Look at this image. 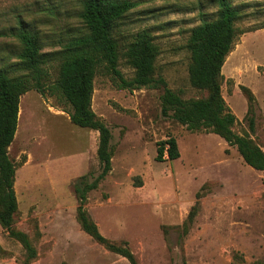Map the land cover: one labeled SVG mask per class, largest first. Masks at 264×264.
I'll use <instances>...</instances> for the list:
<instances>
[{"label":"rangeland","instance_id":"1","mask_svg":"<svg viewBox=\"0 0 264 264\" xmlns=\"http://www.w3.org/2000/svg\"><path fill=\"white\" fill-rule=\"evenodd\" d=\"M131 1L134 9L113 31L123 76H133L123 53L145 30L158 48L154 78H163L183 100L206 97V90L190 86L185 46L190 29L200 23L198 3L206 14L216 8L208 0ZM233 3L242 6L243 16L221 68L220 92L239 119L234 132L251 137L264 153V35L242 34L264 24V0ZM77 12L76 0H0V66L10 63L3 59L8 50L17 49L13 38L1 36L18 29L16 16L40 31L43 51H49L53 40L80 31ZM50 72L54 80L55 70ZM241 86L255 97L253 133ZM25 95L9 157L18 170V186H24L17 193L13 228L27 234L35 250L28 264H130L94 241L76 218L73 186L81 176L92 181L99 173L98 132L71 124L69 107L58 97L34 90ZM162 95L161 85L122 90L107 75L94 78L91 108L110 131L112 157L108 175L87 194V215L110 244L126 247L136 264H264V176L218 136L190 132L164 116ZM167 136L177 141L180 157L158 163L157 143ZM26 157L30 164L22 171ZM196 197L199 211L186 231ZM14 253V263L22 264L23 248Z\"/></svg>","mask_w":264,"mask_h":264},{"label":"trees","instance_id":"2","mask_svg":"<svg viewBox=\"0 0 264 264\" xmlns=\"http://www.w3.org/2000/svg\"><path fill=\"white\" fill-rule=\"evenodd\" d=\"M76 1L78 12L75 18L80 31L76 35L67 33L56 42L52 39V49L49 51H43L46 45L40 31L20 16L15 18L18 29H9L8 35L1 32V36H9L15 40L17 49L8 50L3 59H8L10 63L0 66V226L11 239L22 246L25 254L22 264H28L34 259L35 250L27 234L13 228L14 216L18 210L13 188L16 165L9 157L8 148L17 128L20 97L31 90L41 96L47 93L58 97L69 107L66 114L71 124L96 131L99 135L96 151L98 175L92 181L87 180L88 175L81 176L73 186L78 202L76 218L81 229L97 243L125 257L130 264H136L133 254L126 247L110 244L99 233L84 208L87 194L95 190L111 170L110 131L91 108L94 78L98 73L107 75L122 90L161 85L164 116H170L190 132L219 136L229 146L236 148L244 164L264 176V153L251 137L234 132L236 118L229 111L220 92L221 68L239 34L235 24L243 16V8L235 5L233 0H208V4L216 10L206 14L204 4L198 3L196 11L200 23L190 29L185 47L190 54V86L206 90L207 96L197 100H183L178 93L167 88L163 78H154L158 48L148 31L138 32L123 53L127 65L133 69L132 78L126 79L119 70V47L113 31L119 21L134 9L135 2ZM256 30L264 32V24L242 34ZM11 58L15 61H11ZM52 69L56 73L54 80H51ZM240 89L248 105L245 116L248 131L253 133L255 97L247 87L241 86ZM179 157L174 137L167 136L157 143L156 162L173 161ZM198 200L199 197H196L184 223L186 231L199 211Z\"/></svg>","mask_w":264,"mask_h":264},{"label":"crops","instance_id":"3","mask_svg":"<svg viewBox=\"0 0 264 264\" xmlns=\"http://www.w3.org/2000/svg\"><path fill=\"white\" fill-rule=\"evenodd\" d=\"M254 32H259V33H262L264 35V32L262 30H256ZM251 33V32H249ZM26 94V93H25ZM22 95L19 99V105H20V100H25V97L26 95ZM20 107H19V110L18 112L20 111ZM237 118V117H236ZM19 119V117L17 116V120ZM67 119L69 120L68 118V115H67ZM237 120H239L237 118ZM70 122V121H69ZM18 123V122H17ZM18 127L19 125H17V128H16V132H15V135H14V138H13V141L10 145V147L8 148V152L10 151L11 147L13 146L15 140L17 139V132H18ZM207 134V133H206ZM209 134H212V133H209ZM215 135V134H214ZM95 136V135H94ZM217 136V135H216ZM219 137V136H218ZM220 138V137H219ZM222 139V138H221ZM223 140V139H222ZM224 141V140H223ZM177 142V141H176ZM225 142V141H224ZM23 143V142H22ZM226 143V142H225ZM227 144V143H226ZM228 147H231L229 146L228 144L226 145ZM235 148V147H234ZM22 147L21 146H18V150H20V153L21 154H24V150H21ZM236 149V148H235ZM24 164L21 166V170H25V168H27L30 164V159L26 157V160L23 162ZM244 163V162H243ZM79 171V170H78ZM78 171H75V172H78ZM17 175H18V170H16L15 172V179H14V185H13V188H14V192H15V196H16V200H17V193L18 191H20L21 193L24 192V186H18V182H17ZM20 244L15 241L14 239H11L7 233L1 228L0 226V264H15L14 263V257L16 256V253H14L15 251L17 252L20 248ZM22 247V246H21Z\"/></svg>","mask_w":264,"mask_h":264}]
</instances>
